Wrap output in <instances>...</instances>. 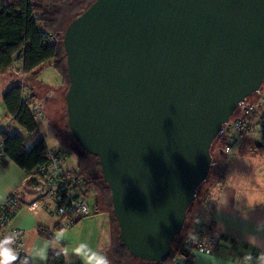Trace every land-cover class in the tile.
I'll return each mask as SVG.
<instances>
[{
    "label": "water",
    "instance_id": "95a60500",
    "mask_svg": "<svg viewBox=\"0 0 264 264\" xmlns=\"http://www.w3.org/2000/svg\"><path fill=\"white\" fill-rule=\"evenodd\" d=\"M62 47L67 125L98 159L120 246L163 263L213 142L264 83V0H95Z\"/></svg>",
    "mask_w": 264,
    "mask_h": 264
},
{
    "label": "trees",
    "instance_id": "16d2710c",
    "mask_svg": "<svg viewBox=\"0 0 264 264\" xmlns=\"http://www.w3.org/2000/svg\"><path fill=\"white\" fill-rule=\"evenodd\" d=\"M94 1L0 0V75H6L15 70L19 75L23 74V83H21L19 77L2 96V105L6 117L13 121L14 128L21 129L27 135H35L39 132L37 124L34 123L30 114V108L40 101L35 95L32 84L37 81L44 67L52 66L61 77V85L64 82L69 85L66 56L62 47L63 32L67 25L80 16ZM252 96H256V94ZM257 99L258 96L250 101L256 103ZM248 123L252 131L259 130L258 126L264 123V118L259 119L254 116L248 120ZM14 128L0 132L5 157L26 174H29L47 161L49 150L41 137L35 139L30 147L26 148L25 140ZM217 141L223 144L218 154L221 164H216L218 170L217 182L220 183L223 181L226 172L225 167L222 165L226 161L224 148L227 143L225 142L224 133L218 136L213 144ZM75 144L76 146L70 152L77 158V171L85 181L86 197L92 191H98L100 188L107 196H110V191L101 178L98 159L88 155L76 142ZM212 165L215 166L213 162ZM202 185L197 189L196 198ZM209 189L207 188L205 191L200 206L207 199ZM102 205H104V202ZM108 206L112 207L111 202L108 203ZM98 207L104 209L99 203H97L96 208L98 209ZM107 211L109 212V210ZM110 220L112 224V242L105 253L110 264H158L133 259L128 251L120 246L119 230L111 214ZM185 222L181 233L172 243L171 254L160 264H179L180 259L186 257L187 242L190 237L197 233V229L192 223L185 227ZM184 230L185 234L181 235ZM37 234L44 240H53L52 233L45 229L38 228ZM14 264L31 263L25 257H21L15 260ZM46 264H65V262L62 256L51 254Z\"/></svg>",
    "mask_w": 264,
    "mask_h": 264
},
{
    "label": "crops",
    "instance_id": "0c3cea01",
    "mask_svg": "<svg viewBox=\"0 0 264 264\" xmlns=\"http://www.w3.org/2000/svg\"><path fill=\"white\" fill-rule=\"evenodd\" d=\"M16 74L15 70L6 75H0L1 89H4L0 90L1 100L4 95L2 93H5L16 82ZM47 83L40 77L36 82H33L32 88L38 100L48 96L52 90L57 91L62 87L60 84L58 88H53ZM56 91L49 97L43 110L47 109L50 102L55 100ZM4 118L8 119L4 108L1 107L0 121ZM241 137L242 139H237L233 145L227 144L230 151L226 154V161L222 163L226 169L225 177L222 182L218 183V170L216 171L214 180L208 187L210 188L209 195L200 206V216L193 219L198 223L192 221L196 229L202 223H211L219 236L218 253L195 254L194 264H237V261L247 252H251L255 257L258 252L264 250V210L258 207L255 211H249L246 207V203L250 206L253 201L264 199V141H262L263 144L256 143L254 137L250 135ZM218 160L217 165H220L221 161L219 158ZM25 177L24 171L5 159L0 164V202L17 189L24 182ZM222 195L227 197V204L217 211L212 201L219 203L218 198ZM19 196L23 202L30 200V197L23 193H19ZM97 218L83 223L82 226L96 222ZM55 224L56 218L44 212L37 216L29 214L25 209L18 212L13 220V225L24 236V257L26 260L31 264H46L48 257L55 254L62 256L65 264H88V260L86 261L79 254L72 253L66 244L55 240L57 231ZM38 228L52 233L53 240L48 241L40 238L37 234ZM250 237L255 239L257 247L249 246L247 241ZM108 239L101 233L94 236V252L105 255Z\"/></svg>",
    "mask_w": 264,
    "mask_h": 264
},
{
    "label": "built area",
    "instance_id": "2783aa9c",
    "mask_svg": "<svg viewBox=\"0 0 264 264\" xmlns=\"http://www.w3.org/2000/svg\"><path fill=\"white\" fill-rule=\"evenodd\" d=\"M20 79L23 83L22 73ZM53 93L54 90L30 108L34 123L38 124L44 118L43 107ZM238 110V115L229 121L227 132H225L231 136L232 140L252 131L248 123L249 119L254 116L259 119L264 118V95L258 93L256 103L242 104ZM8 120L9 122L2 131H7L14 126L13 121ZM16 129L17 133H24L21 129ZM258 129L264 138V123H261ZM33 136L36 139L39 138V132ZM30 145L26 143V148H29ZM229 151L230 147L226 144L224 153L228 154ZM67 158L68 153L64 150H49L47 161L31 173L26 174L24 182L0 202V241L5 238L12 240L8 247L14 250L17 259L24 257L25 249L24 236L13 225V220L21 209H25L33 216L43 212L51 215L56 218V230L70 229L90 215L85 181L77 170L66 168ZM5 159L0 140V164ZM19 193L30 197V200L23 202ZM218 250V234L210 222L202 223L197 228V233L188 240L186 257L181 258L179 264H194L192 260L195 254H215L218 253Z\"/></svg>",
    "mask_w": 264,
    "mask_h": 264
},
{
    "label": "rangeland",
    "instance_id": "374dc122",
    "mask_svg": "<svg viewBox=\"0 0 264 264\" xmlns=\"http://www.w3.org/2000/svg\"><path fill=\"white\" fill-rule=\"evenodd\" d=\"M19 77L20 75L17 73L16 78L18 79ZM38 77L48 82L47 84H49V86L53 88L56 87L58 88L62 82L61 77L52 66L44 67ZM0 82L2 81L0 80ZM67 88H68V84L64 82L60 90L57 91L55 90L57 92L54 98L55 100L53 102H50L47 109L43 110L44 118L37 124V127L39 131V137L44 139L48 150L62 149L66 151L68 153V158L65 163L66 168L70 170H77V158L72 152H70V150H72V148L75 147L76 144L67 126L66 106L64 102V96L66 94ZM0 90H2L1 84H0ZM259 93L261 95H264V85L262 86V89L260 90ZM256 96H258V94H256ZM256 96H251L247 101L244 102V104L252 103V101L250 100H253V98L256 99ZM1 105H2V100L0 97V109L1 107H3V105L2 106ZM238 112L239 110L237 109L234 112L232 118L236 117L238 115ZM0 122L2 125V130H4L3 128L6 127L9 120L4 118ZM12 128H14V126H12ZM20 135L25 140V143L28 144H31L36 139L33 135H25L24 133H20ZM247 135L254 137L256 143L260 142L263 144L262 141H264V138L258 130L252 131ZM224 137L226 140L225 142L229 145H233L234 143H236L237 139H242V137H238L232 140L231 136H229L227 133H224ZM222 147L223 144L217 141L212 145L210 149V156L215 166L211 168L208 175V180L199 189L197 193L196 201L191 205V207L187 212L185 227L191 224L195 217L200 216L199 214L200 202L204 198V193L207 190L209 183L213 182L214 180V176L217 171L216 164L219 163L218 154L220 148ZM103 202L104 205H102ZM109 202H110V196H107V194H105L103 190L101 191V188L98 191L95 192L92 191L91 195L87 197V205L90 210V215L84 218V220H82L81 222H79L70 229H63L59 231L57 230L55 232V240L57 242L66 244L68 250H70L72 253H75L76 255L79 254L86 261L88 260L87 259L88 255L94 252L95 247L93 241H94V236H97V234L101 233L105 235L106 239H108L109 237L108 246H110L112 242V238H111L112 224L110 220V214L112 215V207L108 206ZM97 203H99L100 206L104 207V209H102L101 207H98L97 209L96 208ZM107 210H109L110 213ZM94 218H97L96 222L82 226L83 223L93 220ZM184 234H185V230L181 235ZM81 244L86 245V247L80 249L79 246Z\"/></svg>",
    "mask_w": 264,
    "mask_h": 264
},
{
    "label": "clouds",
    "instance_id": "9594fccd",
    "mask_svg": "<svg viewBox=\"0 0 264 264\" xmlns=\"http://www.w3.org/2000/svg\"><path fill=\"white\" fill-rule=\"evenodd\" d=\"M218 199L219 203H217L216 201H212L215 204L217 211L227 204V197L225 195H222ZM246 207L249 211H255L258 207L264 210V199L253 201L250 206L246 203ZM193 223H198V221H193ZM247 242L250 247H257V243L254 238L250 237ZM11 243L12 240L10 238H5L3 241H0V264H14L15 260L17 259L14 250L8 247V245H10ZM79 247L80 249H83L84 247H86V245L81 244ZM87 259L88 264H110V261L108 260L106 255L98 254L95 252H92L90 255H88ZM237 264H264V250L258 252L255 257L251 252H247L242 258L237 261Z\"/></svg>",
    "mask_w": 264,
    "mask_h": 264
},
{
    "label": "flooded vegetation",
    "instance_id": "af4514ba",
    "mask_svg": "<svg viewBox=\"0 0 264 264\" xmlns=\"http://www.w3.org/2000/svg\"><path fill=\"white\" fill-rule=\"evenodd\" d=\"M91 194H88L87 197H89ZM97 199V198H96Z\"/></svg>",
    "mask_w": 264,
    "mask_h": 264
}]
</instances>
